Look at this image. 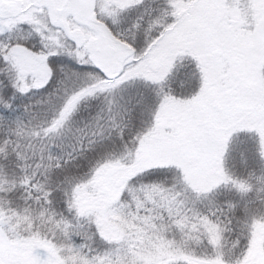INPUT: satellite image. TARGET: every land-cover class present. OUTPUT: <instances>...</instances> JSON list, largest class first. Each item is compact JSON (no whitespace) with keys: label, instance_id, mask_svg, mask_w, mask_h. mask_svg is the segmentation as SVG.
I'll list each match as a JSON object with an SVG mask.
<instances>
[{"label":"snow or ice","instance_id":"1","mask_svg":"<svg viewBox=\"0 0 264 264\" xmlns=\"http://www.w3.org/2000/svg\"><path fill=\"white\" fill-rule=\"evenodd\" d=\"M0 264H264V0H0Z\"/></svg>","mask_w":264,"mask_h":264}]
</instances>
